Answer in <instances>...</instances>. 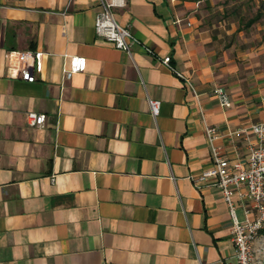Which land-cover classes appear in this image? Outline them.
<instances>
[{
	"label": "crops",
	"instance_id": "1",
	"mask_svg": "<svg viewBox=\"0 0 264 264\" xmlns=\"http://www.w3.org/2000/svg\"><path fill=\"white\" fill-rule=\"evenodd\" d=\"M207 6L114 8L155 57L96 34L99 0H0V264H235L228 206L211 179L192 178L211 166L204 124L246 164L255 136L236 132L264 120V66ZM24 50L37 52L34 82L8 74V52ZM72 56L86 67L67 79Z\"/></svg>",
	"mask_w": 264,
	"mask_h": 264
},
{
	"label": "built area",
	"instance_id": "2",
	"mask_svg": "<svg viewBox=\"0 0 264 264\" xmlns=\"http://www.w3.org/2000/svg\"><path fill=\"white\" fill-rule=\"evenodd\" d=\"M123 5L124 0H99L100 12L94 22L96 34L129 55L133 52V46H138L144 53L156 57L152 47L141 42L128 28L121 26L116 20L114 8ZM36 56L35 50L8 52V74L27 82H34ZM160 62L195 92L193 83L176 69L170 56L160 58ZM85 67V58L72 56L69 66L64 68V76L70 79L74 74L84 71ZM212 93L221 106H230L229 95L223 87L214 88ZM148 105L151 114L154 117L157 116L160 111V101L148 99ZM26 120L30 126L43 127L46 115L30 111L26 114ZM247 130L254 134L255 140L249 148L246 164H242L238 160L229 159L222 153L221 148L215 143L220 138L218 129L204 124L211 153V166L199 177L192 178L196 183L211 179L210 185L220 191L226 202L231 218V241L235 251V264H250L254 241L264 229V120L255 122L248 128H241L236 133H244ZM238 207L241 208L242 219L237 216ZM200 264L203 263L200 261Z\"/></svg>",
	"mask_w": 264,
	"mask_h": 264
},
{
	"label": "rangeland",
	"instance_id": "3",
	"mask_svg": "<svg viewBox=\"0 0 264 264\" xmlns=\"http://www.w3.org/2000/svg\"><path fill=\"white\" fill-rule=\"evenodd\" d=\"M207 4L208 9L225 23H234L239 54H247L248 58H255L264 66V0H207ZM259 7L262 16L251 26H246V21ZM236 213L242 219L241 210ZM250 264H264V233H259L254 241Z\"/></svg>",
	"mask_w": 264,
	"mask_h": 264
},
{
	"label": "trees",
	"instance_id": "4",
	"mask_svg": "<svg viewBox=\"0 0 264 264\" xmlns=\"http://www.w3.org/2000/svg\"><path fill=\"white\" fill-rule=\"evenodd\" d=\"M262 16V12H261V7H259V10L257 11V13L249 18L246 21V26H251L253 23H255L260 17ZM260 233H264V229L260 231Z\"/></svg>",
	"mask_w": 264,
	"mask_h": 264
}]
</instances>
